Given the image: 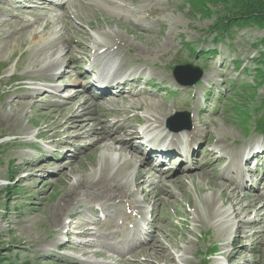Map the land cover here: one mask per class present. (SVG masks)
<instances>
[{"label":"rangeland","instance_id":"obj_1","mask_svg":"<svg viewBox=\"0 0 264 264\" xmlns=\"http://www.w3.org/2000/svg\"><path fill=\"white\" fill-rule=\"evenodd\" d=\"M54 2L60 4L64 1L54 0ZM7 4L6 0H0V264H115L111 257L113 255L105 245L120 247L118 243L122 240L121 237L124 233H129L132 225L129 224L130 221L135 218L138 210L144 208L146 218L156 221V224L153 222L155 226L152 232H156L158 239L164 244L168 253V257L166 256L168 262L160 258L158 263L148 254L135 256L131 253L127 255V259L157 264H185L182 259L186 258L188 264H217L226 250L237 252L240 247L236 249L231 248L230 245V248L226 249L223 245L232 238L239 225L229 228L230 237L221 238L220 236L228 228L221 222L217 223L215 216L207 208L208 197L216 195L219 199L217 208L223 209L222 205L226 198L220 196L221 181H218L217 177L228 165V162H223L228 159L231 162V158L227 157L220 163L215 161V156L205 158L209 150H216V156H219L221 152L219 147L223 148L224 154L229 153L231 156L240 150L241 153L244 152L253 142L264 141V124L261 130L254 125L258 123L259 116H263L260 120L264 119V53L259 56V51L264 52V46L260 44L264 41V29L249 27L235 35V42L228 39L222 41L217 34L211 33L215 25L227 16L223 12L220 13L221 7L210 8L209 12L200 13L192 8L189 0H76L71 3L70 9L68 7V11L66 6L56 8L48 5V9L47 7L45 9L47 14L44 15L35 13V7V11L22 10V8L17 9V12L11 8L7 10L8 8L5 7ZM66 12L67 18L63 16ZM37 19L41 21L37 22ZM100 29L118 34V40H115L118 43L117 48L115 47L119 65L117 70L122 69L124 77L132 78L141 74L153 80L157 87L155 91L157 95L139 92L145 96L141 95L133 99L112 97L111 101L107 98L108 103L104 102L103 98L102 100L95 98V102L106 103V110L119 111L123 121L131 120L132 127L138 122H145L149 114L160 111L159 106H163L167 115L164 120H168L175 111H188L193 115L192 127L196 124L198 130L206 131L208 134L207 140L199 145L203 148L209 139L208 149L202 150V160H198L199 163L195 164V167L200 169L195 168L197 171H191L198 172L204 167L208 178L205 176L184 180L183 188L174 190L176 199L165 198L162 202H155V205L153 202H148L145 192H142L143 188L148 189V184L140 189L136 180H133V175L139 171L145 172L148 165L142 163L137 169L135 163L134 168L122 167L123 162H120V159L114 165L111 161L113 150L94 151L85 148L78 152L74 146L62 147L59 150L48 147L51 153L42 154L33 146L27 145L34 142L37 133L42 135L46 131L49 138L45 139L49 142L53 140V143H58L66 137L63 136L61 129L49 130L59 117L58 114L50 111V108L57 109L59 106L52 107L51 102H62L73 92L68 88L69 84L74 80L83 83L85 80L79 76L73 78L67 76L63 80H58L55 75L64 71H60L59 67H55L50 73L53 79L43 77L42 72L47 64L57 59L63 60L62 62L70 59L71 53L67 54L68 45L70 44L71 48L75 45L64 43V39L79 41L82 30L94 37L93 41L88 35L82 37L84 46L91 49L95 45V39H106ZM145 39H154L158 42L147 46ZM123 40L128 41L126 46ZM53 43H56V47H53ZM137 48L146 51L140 55ZM209 50L219 53L217 59L209 58V55L205 57ZM201 52L205 54L200 56L198 53ZM75 55L76 58L77 55L81 56L82 61L86 62L87 55L82 53ZM88 55L94 54L90 51ZM224 63H226L225 68ZM184 64L201 67L205 75L209 76L204 83L202 80L200 84L197 83L199 84L197 88V85L181 88L172 83V79L175 80L173 69ZM259 65L261 69L257 70ZM245 70L247 72H244ZM78 71L81 75L86 72L81 67ZM53 80L58 82H51ZM26 81L29 82L23 84ZM206 81L211 83L207 84ZM44 83H51L50 90L44 89V92L45 90L49 92L37 97L36 95L42 92ZM11 84L16 85L17 88L8 92L11 87L6 88V86ZM36 84L43 85L40 87L41 90L37 89L36 86L40 85ZM55 86H59L58 91L53 89ZM85 94V97L76 102L75 107L83 103L86 98H92L86 92ZM203 97L205 100L202 99ZM202 101L204 103H201ZM138 105H141V108ZM192 107L198 109L199 115L192 110ZM259 108L260 110L257 111L256 109ZM99 113L100 109L95 105L91 111L93 118ZM71 115L69 113L67 116ZM112 122L113 120L109 122L110 126L114 125ZM163 122L159 131L165 132L162 129ZM137 131L139 129L133 127L131 132L136 134ZM120 135L123 136L121 133ZM64 140L74 141L81 148L93 141V139L76 141L67 138ZM42 144L47 146L44 142ZM107 144H110L109 141ZM129 151L124 154L128 160L132 156ZM40 158L43 161H37ZM63 158H66L64 162H62ZM106 160L112 162L114 169L117 168L115 171L122 167L123 173L127 176L124 181H128L130 189L128 199L117 198L108 206V210L103 207L101 193H96L97 190H93V185L90 184L97 181L100 164ZM70 162L74 164L68 167L67 164ZM94 162L98 165L94 166ZM237 162L242 164V159L239 158ZM37 163L43 164L44 171L41 172L40 168L36 167ZM173 163L175 162L170 161V164ZM30 164L36 165L33 168ZM169 175L177 176L173 172ZM210 178H213L216 186L208 185ZM77 179H83L84 182L89 180L88 186L85 184L83 189L76 190L73 185ZM263 180L262 178L260 185L264 184ZM156 184H159L158 179L155 180L152 188L156 187ZM135 188L140 189L142 195L135 193ZM133 194H136L142 202L137 201ZM102 197L105 198L103 193ZM250 197L251 201L254 200V195ZM64 204H67L66 208L58 212L61 216V224L55 223L58 218L53 220L52 208ZM68 205L71 208H68ZM229 206L230 204H227V208ZM100 207L103 211H107L93 214L92 209L98 210ZM77 212H80L81 216L76 217ZM148 212L152 217L149 218ZM262 212L248 217L258 222L263 217ZM69 216L76 218L70 221ZM244 216L247 215L244 214L242 218ZM238 219H234L230 224H239L241 218ZM259 222L258 226L261 227L259 230L264 232V219ZM70 223L73 225L77 223L78 228L81 224L93 223L91 227L93 236L85 239L70 237L72 247L58 249L56 241L60 239L65 242V238L59 234L70 230L65 229ZM248 225L250 224L244 225L245 233L250 237L246 241L252 243L242 242H246L245 246L249 247L250 251L254 249V253L244 252V257L250 264H264V245L260 241L255 243L249 234L256 229L247 233ZM83 229L84 227H81L78 230ZM123 237L127 240L132 238L131 235ZM77 242H91L95 247L86 248L90 254L87 257L82 256L83 254L78 250L72 249ZM240 242L239 239L237 244ZM123 247L129 248L126 243ZM146 251L148 253L147 248ZM208 254L211 255L207 256ZM197 256L198 259L194 258ZM245 262L241 264H249Z\"/></svg>","mask_w":264,"mask_h":264},{"label":"bare ground","instance_id":"obj_2","mask_svg":"<svg viewBox=\"0 0 264 264\" xmlns=\"http://www.w3.org/2000/svg\"><path fill=\"white\" fill-rule=\"evenodd\" d=\"M30 1L32 2L33 7L36 8L35 13H39L41 15H44L46 13L45 9L48 5L54 6V4L52 2L54 0H30ZM63 1L64 2H62V4H59V5L62 7L66 6L67 11H68V7L70 9L71 3H73V1H76V0H63ZM89 1H94V0H89ZM6 2L8 3L7 0H6ZM86 5L88 6V4H86ZM7 6H9V4H7ZM48 7H47V9H48ZM63 16L67 18V12L65 14H63ZM64 17H63V19H65ZM68 17H70V16H68ZM35 18H36V16H35ZM36 21L39 22V21H41V19H37ZM73 29H75V28L73 27ZM66 30H64V31H66ZM102 34L104 36H106V39L105 40L95 39V41H94L95 45H93L91 49H90V47L84 46V44H83L82 37L84 35H88V34L82 30H80V35H79L80 40L79 41L78 40L73 41L72 39H64V43L69 42V43L75 45V47H72V48H71L70 44L68 45L69 52L67 54L71 53L69 55L70 59L67 61L64 60V62H62L63 60L61 61L60 59H57L56 61L47 64L44 67V70L42 72V76L47 78V79H53V77H51V74H50L52 72V70L55 67L62 68L68 62L70 63V61H71V69H72L71 72H69V73L65 72L61 75H58L57 78L55 77L56 79L63 80L67 76L72 77V78L76 77V76H80L81 73H79V71H78V69H79L78 64L80 62L95 65L99 59H102L101 64H100V66H102V67H108L111 64H116V61L118 62V57L115 54V49L117 48L116 46L118 45V43L115 40H118V38H117L118 34L117 33H109V32H105V31H102ZM76 36H78V35H76ZM88 36H89V39L91 41H93L94 37H92L91 35H88ZM97 37H99V36H97ZM41 39H42V37H40V40ZM147 40L148 39H145V44L147 46H152L154 44H157V42H158L157 40H154V39L148 40V41ZM120 41H122V40H120ZM123 41H124L123 43H125L124 46H126L128 44V41H125V40H123ZM53 47H56V43H53ZM93 49H95L94 56H89L88 55L89 52L90 51L93 52ZM145 51L146 50H144L142 48H137V52L140 55H142ZM75 53H82V54L87 55V57H86L87 62H84V60L82 61L81 56H79V55H77L79 59L76 58ZM147 53H145V55ZM77 60H78V62H77ZM133 74L134 73H131V75H133ZM131 75H129V76H131ZM137 76H142V75L141 74L135 75V76H133V78L137 77ZM207 76L208 75H205L203 77V81L206 80ZM123 77H124V74H122V69L117 70L116 75H115V79H117V78L119 79V78H123ZM127 78L129 79L131 77H127ZM133 78H132V80L136 79V78H134V79ZM58 80L57 81L53 80L51 82L56 83V82H58ZM44 84H48L49 87L51 86V83H44ZM79 84H80V82L74 80L71 84L68 85V88L73 91L72 94H70L68 96V98H66L62 102H56V101H53L54 103L51 102L52 107L54 105L59 106L57 109L56 108H50L51 109L50 111L53 114H58L59 117L57 118L56 123H54V125L49 127V130L61 129L62 134L66 136L65 138L73 139L76 141L93 139V141L88 146H85L84 148H90V149H93L94 151L97 149L104 150V151L113 150L112 156H111V161L113 162L114 165H116L120 159V162H123L122 167L130 166L132 164V160H130V161L126 160V157L124 156V154L127 151L131 150L132 144L125 137L121 136L120 133L121 134H130L129 139L132 138V136L134 134L131 132V130H132V126L130 124L131 120L128 119L130 122L123 121L121 119L122 115L119 111L106 110V108H105L106 103H103V104L97 103V102H95V98H93V97L91 99L86 98L83 103H81V104H79V106L75 107L76 102L78 100H80L81 98L85 97V95H86L83 90L78 89ZM36 85H40L39 87L36 86L37 89L40 90V87H42V85L41 84H36ZM53 89L55 91H58L59 86H55V87H53ZM47 90H45V93L47 92ZM49 90H50V88H49ZM45 93H43V94H45ZM36 96L41 97L42 94L38 93ZM102 98L104 99V102L108 103L109 100L105 97L97 98V100H100V99L102 100ZM149 99H151V98H149ZM95 105L100 109V113L93 118L91 111ZM141 105H139L138 107L141 108ZM146 106H149V105L146 104ZM173 107H174V105H173ZM175 108H176V106H175ZM132 110H133V108H132ZM159 110L160 111H157L156 114H149L147 116V120L145 119L146 127H147L146 130H149V129L159 130L160 129V126L162 125V122L164 121V118L167 117V115L164 113L163 106H159ZM193 111L196 112L197 115H199V111L197 108L193 107ZM69 113L72 114L70 117L67 116ZM100 115H101V117H99ZM90 116H92V117H90ZM111 117L116 118V120L113 123L114 124L113 126L109 125V118H111ZM200 119H202V118H199V120ZM147 123L149 124L148 126H147ZM195 126H196V124H195ZM195 126L193 127L191 132L190 131L189 132L183 131V132L177 133V134H173L171 132H168V131H166L167 129L165 128L164 129L165 134L162 136V139L166 140V139L170 138V143L172 145H180L182 142V139H184V141L186 140V141L190 142L191 144L202 143V139L204 141H205V139L207 140V137H208L207 132L202 131V130L200 131ZM72 132H75L78 134L73 135L75 133H72ZM39 136L42 139L49 142L47 139H45V138H49L47 131H46V133H44L42 135L39 134ZM58 140H60V139H58ZM108 141L110 144H107ZM53 142L54 141L52 140L51 143H53ZM68 143H70L69 140L62 139L61 141H59L56 144H59L60 146H67ZM208 144H209V139L207 141V145ZM257 145H258L259 150L264 151V143H258ZM219 150L221 151V152H219V156H216L217 155L216 150L207 151V157L205 159H208L211 156L212 157L215 156V161L217 163H220V162L224 161L225 159H227V157L231 158V162H230V164L227 165V167L225 168V171L221 175H218V177H217V180L221 181L220 182V185H221V190H220L221 195L220 196L221 197L225 196V198H226V200L223 202V205H222L223 209L221 210L220 208H217V202L219 199L217 198L216 195L208 197L209 198V200H208L209 204L207 206L208 210L210 211V213H212L213 216H215L217 223L221 222V224L225 225L228 228L226 230V232L223 233L222 236H220V237L221 238L222 237H230L231 235H230V229L229 228H234L235 226L239 225L238 228H236V233L239 235V238L241 239V241L249 240L250 237L246 235V233H245L246 228H244V225L250 224V225H248L247 229H249L250 227H252L253 229L254 228L256 229V230L254 229L255 232L251 235V238L254 239L255 243L257 241H260L261 244L264 245V232L259 230V228H261V227L258 226V223H256L254 220L253 221L250 220L249 218H247L245 216H244V218H242V216L244 214H246V215H251V214L257 215L258 213H260L261 209L255 208L252 203H250V204L245 203L244 200L248 199V196L246 193L244 194V196L242 198L238 195V189H240L241 186L245 183V178L242 174V169L240 168V166L236 162V158L239 156H242V157L245 156L246 158H249L251 153H250V155L246 154L243 151L241 153L240 152L241 150H240L239 152H235L230 156L229 153L224 154V151H222L223 150L222 147H219ZM201 152H202V149L200 151H196L193 153V160L195 162H198V160H200L202 158V156L200 154ZM259 156H264V152ZM256 157H258V156H256ZM132 158L135 161V169H137L138 165H142L143 162L140 161L136 155H133ZM111 161L106 160V161L101 162L100 169H99V177H98L97 181L90 183L93 185V188H94L93 190H95V189L97 190L96 193H101V195H100L101 201L103 202V207L105 209L109 208L108 206L111 203H113L119 197H123V199H128V195L130 193L128 181H124L127 176L123 173L122 167H120L117 171H115V169H117V168L115 167V169H114ZM73 164H74L73 162H70L67 164V166L71 167ZM144 164L148 165L146 163H144ZM183 164L184 163L181 162L179 164V166L177 167L176 172L178 173V175L175 177H171L169 175V173L162 172V171H160L154 167L147 166L145 168L146 169L145 172L142 173L139 171V172L135 173V175H133V180H136L137 187L140 189L148 184V187H147L148 189L143 188L142 192H145L146 197L148 198V202H153L154 205H155V202H158V201L162 202L165 198L176 199V195L174 194V190L175 189H182L184 180H186V179L192 180L195 177L204 178L205 176H206V178H208V173L206 172L204 167H202L201 170L198 172H186L185 173L184 171H182L183 170V168H182ZM93 165L97 166L98 163L94 162ZM37 167L40 168L41 172L44 171L43 164H38ZM199 169L200 168L198 167L197 170H199ZM68 170H70V169H68ZM197 170H195V171H197ZM233 170H234L235 176L232 178H229L227 174H228V172L233 171ZM73 172H76V170H73ZM62 173H63V171L60 173V175ZM156 174H158V176ZM157 179L159 180V184H156V187L152 188V186L155 185V180H157ZM263 179H264V177H263ZM149 180H151V181H149ZM88 182H89V180L84 182L83 179L82 180L77 179L76 183H74V185H73V188H76V190L83 189L84 185L85 184L87 185ZM263 183H264V180H263ZM208 185H211V187L216 186V182L213 180V178L208 179ZM262 185H264V184H261L260 186H262ZM135 189H136V191H134L135 193L142 194L140 189H138V190H137V188H135ZM102 193L105 195L104 199L102 197ZM70 195H71V193H70ZM133 196L136 197V194H133ZM136 199H137V201L141 202L140 200H138L137 197H136ZM75 200H76V197H75ZM257 200H261V197L258 196ZM262 200L264 201V199H262ZM67 202H69V201H67ZM139 202H137V204H139ZM69 204H71V203L69 202ZM227 204H230V206L228 208H227ZM66 205L67 204L58 205L54 209L52 208V210L55 212V213L53 212L54 215L52 214L53 220L58 218L55 223L61 224V219H60L61 216L58 214V212H61L62 209L66 208ZM72 206H73V204H72ZM68 208H71V207L68 205ZM139 213L143 214L144 212L139 211ZM238 218H241L239 224H235V223L230 224L234 219H238ZM242 220H245V221L243 222ZM66 226L69 227L70 224H68ZM154 226H152V231L154 230V228H153ZM81 227H84V229L82 231L83 236H85L86 238L93 236L91 230L86 229L87 224H84V225L81 224L79 226V228H78V224H77L75 229L78 230ZM152 231L148 234L147 237H144V239H143V237L136 235L132 239V245H129V243L131 242V241H129L130 239L127 240L126 244L129 247L128 251H125L124 247H112V248H110L108 245H105V247L113 255L111 257L114 260L115 264H157L155 262H146V261L140 262V261H134V260L127 259V255H130L131 253H134L135 256H138V255H144L145 256L146 254H148L149 256H151V259H155L156 261H158V263L160 262V258L166 259V256L168 255V253L164 247V244L158 239L156 232H152ZM138 235H141V234L138 233ZM233 243H234V241L231 238L228 240L227 243H224L223 246H224V248L228 249V248H230V245L232 247ZM56 244H57L56 246L58 247L59 244L58 243H56ZM70 245H72V244L66 245L65 247H68V246L72 247ZM137 245H139V246H137ZM74 246H75V248H74ZM134 246H136V247H134ZM93 247H95V244L93 246L89 242V243H85V245L75 244V245H73L72 249L78 250L80 254H83L82 256L87 257V256H89L90 251H88L86 248H93ZM142 247H145V248H142ZM146 248L148 249V253L146 251ZM137 249H138V251H136ZM189 251L190 250H188V252ZM223 256H225L226 259L231 261L232 262L231 264H238L237 260L235 258H232L228 254L227 250ZM242 256L244 258V253ZM148 259H150V258H148ZM167 260L168 259H166V261ZM171 260H173V258ZM182 261L183 262L185 261V264H188V260L186 258H183ZM217 264H219V263L217 262Z\"/></svg>","mask_w":264,"mask_h":264},{"label":"trees","instance_id":"obj_3","mask_svg":"<svg viewBox=\"0 0 264 264\" xmlns=\"http://www.w3.org/2000/svg\"><path fill=\"white\" fill-rule=\"evenodd\" d=\"M204 10L221 7L220 13L227 16L215 25V29H221L232 36L234 30H242L249 27L264 29V0H202ZM264 45V41H262Z\"/></svg>","mask_w":264,"mask_h":264}]
</instances>
